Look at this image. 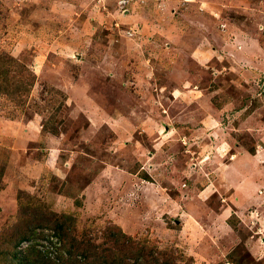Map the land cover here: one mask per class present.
I'll return each instance as SVG.
<instances>
[{
  "label": "rangeland",
  "instance_id": "1",
  "mask_svg": "<svg viewBox=\"0 0 264 264\" xmlns=\"http://www.w3.org/2000/svg\"><path fill=\"white\" fill-rule=\"evenodd\" d=\"M165 1L0 0V254L35 204L98 243L115 226L192 264H264V198L211 189L251 148L264 177V0Z\"/></svg>",
  "mask_w": 264,
  "mask_h": 264
},
{
  "label": "trees",
  "instance_id": "2",
  "mask_svg": "<svg viewBox=\"0 0 264 264\" xmlns=\"http://www.w3.org/2000/svg\"><path fill=\"white\" fill-rule=\"evenodd\" d=\"M2 77L4 83L7 79L13 81L7 72H3ZM9 83L13 85L8 88V90L12 88V93L9 91L6 94L17 93L19 91L17 84L11 81ZM32 85L30 81L27 90ZM255 151L254 148L247 149L251 155H254ZM14 223L17 224L14 226V233L10 234L7 254H0V258L15 259V264H192L193 262L192 258H187L175 249H160L147 237L140 238L125 234L115 226L107 228L102 233L101 242H95L89 232L77 230V222L74 218L48 212L35 204L20 205ZM22 243L25 246L20 249Z\"/></svg>",
  "mask_w": 264,
  "mask_h": 264
},
{
  "label": "crops",
  "instance_id": "3",
  "mask_svg": "<svg viewBox=\"0 0 264 264\" xmlns=\"http://www.w3.org/2000/svg\"><path fill=\"white\" fill-rule=\"evenodd\" d=\"M169 1L170 0L165 1V4L167 6L169 4ZM172 2H177V0H174V1L171 0L170 3H172ZM180 3H182V5L197 4L200 6V9H199L200 11H205L202 8V6H207L208 8L214 7L213 4L210 3V0H182V2L180 1ZM175 10L176 9H173L172 7L170 9V11L173 12V14H172L173 16L176 15ZM209 17L212 20H214V19H216L217 14L214 13L211 15L209 13ZM201 19H203V18H201ZM205 20H206V16L203 20H198V24H196L197 27L199 28V27L204 26ZM222 27H223V29H225L226 25L223 24ZM203 29L204 30H201L203 32L202 33L203 35L202 36L200 35V38L206 39L208 42L211 43L212 42L211 40L213 39L214 34L213 33H211V35L206 34L208 32L207 31L208 29H205L204 27H203ZM217 37L218 38H216V40H218V39L221 40L222 36L217 35ZM199 39L197 40V42L199 41ZM219 43L221 44L222 41ZM202 44L203 43L200 44V42H198V44H196V45L199 47H197L193 51L196 50V52L203 53L206 55H207V53L213 54L215 52V48L212 49V52L209 51V48L208 49L207 48H200V45H202ZM242 49H243V51L239 52V54H238V55H240L241 58L247 54V52H245L244 47H241V50ZM263 54H264V52H263ZM254 67L257 68L256 65ZM215 111L223 114V112L225 111V105L221 106L220 109L217 108ZM243 111H245V109H243L242 112ZM161 117H163V116H161ZM213 120L214 119H212V121ZM26 128L29 129L28 126ZM24 138H25V143L27 144L29 139H30V135H29L28 130L25 132ZM219 149L223 150L222 148H219ZM256 156L257 155H255V154L251 155L248 153H242V155L240 154L238 157H236L235 159L230 161L228 164H225V165H223V167L218 168L219 172L216 174V179L214 180L216 182L217 187H214L211 189H214V191L216 193H219L220 195H223V193H227V192L232 193L231 197L233 198V202H234L233 207H235V209H237V210L243 209L245 207V205L258 204V201L256 199H263L264 198L263 195H261L259 198L254 197V193L256 190H260L261 188H264V177L262 176V174H261V179L258 178L257 174L253 175V173H254L253 169H259V165L257 163L253 164V162H251V161H253V159ZM226 210H227V208H224V210L218 214L219 219L223 220L224 222H226L229 219V217L231 216L230 214H227Z\"/></svg>",
  "mask_w": 264,
  "mask_h": 264
}]
</instances>
